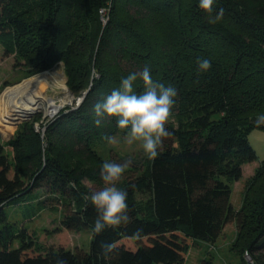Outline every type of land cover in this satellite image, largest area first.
I'll return each mask as SVG.
<instances>
[{
  "label": "trees",
  "instance_id": "16d2710c",
  "mask_svg": "<svg viewBox=\"0 0 264 264\" xmlns=\"http://www.w3.org/2000/svg\"><path fill=\"white\" fill-rule=\"evenodd\" d=\"M198 5L113 0L104 24L108 0H0V39L13 46L5 55L15 51L17 62L30 65L28 76L62 63L76 101L88 92L80 107L51 124L46 154L32 125L7 145L0 137V264H185L191 248L214 245L230 224L254 264H264V160L248 182L243 207L235 211L231 203L232 182L258 160L249 135L264 131L255 124L264 113V0H215L213 15L225 10L216 24ZM200 58L211 62L208 71L198 70ZM145 66L154 81L177 90L166 126L171 135L155 160L130 169L135 175L122 189L131 223L94 235L98 213L83 199L92 190L82 182L102 184V161L91 142L125 132L115 117L105 116L97 127L93 107ZM134 88L143 91L142 82ZM36 190L47 194L42 206L57 204L65 212L40 238L43 246L29 229L14 233L6 212ZM83 230L92 233L90 250L71 251L70 234ZM50 235L60 237L58 248L45 246ZM102 243L116 245L107 260Z\"/></svg>",
  "mask_w": 264,
  "mask_h": 264
},
{
  "label": "rangeland",
  "instance_id": "374dc122",
  "mask_svg": "<svg viewBox=\"0 0 264 264\" xmlns=\"http://www.w3.org/2000/svg\"><path fill=\"white\" fill-rule=\"evenodd\" d=\"M104 10L101 11V16L105 24L107 18L105 17V21L103 20ZM8 40V38L0 39V105L2 97L8 89L21 86L24 82H29L44 74L48 75L47 78L49 83V87L43 93L44 97L54 99L58 103L63 102L67 98H71L72 100L71 103L63 106L54 116H49L45 112H37L32 114L33 116H28L20 121H11V123L9 121L11 124L9 127L5 125L2 127L0 123V137L5 145L17 137L25 125H32L34 131L39 134L44 141V154H46L47 144L45 140L49 127L58 118L65 115V113L70 112L74 108H78L77 104L74 102L75 98L67 88V79L62 63L56 64L48 71L28 76L27 72L31 69L30 65L25 61L19 60L20 62H17L15 51L9 52L10 55H5L6 51L13 50L10 40ZM63 86L66 88L67 92L62 88ZM116 136H118L120 140L117 144H108L107 141L98 139L91 142V148L94 154L101 159L102 164L106 160L123 163L125 160L131 159L132 163L130 167L126 170L121 181L118 182L117 185L122 188L125 181H130L135 175L130 169L135 170L137 167H145L149 159L145 157L138 144L129 146L124 143L123 134H118ZM249 143L255 150L258 160L252 164L245 165L243 167V177L241 180L232 182L231 203L235 211H239L243 207L248 182L254 177L256 168H258L260 163L264 160V131L254 130L249 135ZM7 153H11L10 150H8ZM82 183L85 188L91 189L92 191L99 190L104 186L103 181L100 186L94 185L88 180H83ZM259 190L260 189L257 188V191L254 192L255 196L260 195ZM46 198L47 194L44 190H36L25 199H20L10 204L6 209L9 223L13 227L14 233L19 232L21 229H29L35 233L37 239L42 243V246L44 242H42L40 238L45 233H51L57 228L65 215L60 205L56 204V208L54 209L42 206L41 202ZM140 203H142L144 207L148 204V202L144 201ZM69 237L70 241L68 246L71 251H76L77 249L84 251L90 250L92 241L91 231L83 230L78 233H72ZM59 242H61V239L58 235L56 237L50 235L45 242V246L58 248ZM238 242L237 227L235 224H230L225 228L222 236L214 245L200 242L191 248L185 264H201L204 260H212V264H254L253 259L250 257L247 250L244 249V242ZM18 246L19 243L15 242L14 247L17 248Z\"/></svg>",
  "mask_w": 264,
  "mask_h": 264
},
{
  "label": "clouds",
  "instance_id": "9594fccd",
  "mask_svg": "<svg viewBox=\"0 0 264 264\" xmlns=\"http://www.w3.org/2000/svg\"><path fill=\"white\" fill-rule=\"evenodd\" d=\"M214 2L215 0H199L198 5L208 14V22L211 24L221 21L225 12L220 8L213 15ZM197 64L200 72H206L211 68V62L207 58L198 59ZM137 80L143 85V91L139 93L134 88ZM176 96L177 90L174 86H165L154 81L149 67L145 66L140 72L128 74L121 80L119 88L94 105V124L100 127L105 116L115 117L118 129L125 132L124 143L129 146L138 144L147 159L155 160L164 139L171 135L166 125L173 115ZM255 124L258 127L264 125V113L256 115ZM104 139L113 145L120 142L118 136H105ZM131 163V159L123 163L104 161L100 168L104 186L90 194H83V199L89 201L98 213L91 228L94 235L101 234L106 228L131 223L128 193L117 186ZM71 187L76 188V185L72 184ZM141 233L142 229L138 228L133 235L139 238ZM115 250L114 243L101 244V255L106 260ZM56 264H66V261L57 259Z\"/></svg>",
  "mask_w": 264,
  "mask_h": 264
},
{
  "label": "bare ground",
  "instance_id": "6f19581e",
  "mask_svg": "<svg viewBox=\"0 0 264 264\" xmlns=\"http://www.w3.org/2000/svg\"><path fill=\"white\" fill-rule=\"evenodd\" d=\"M47 77V74L41 75L29 82H24L21 86L8 89L4 93L0 105L2 127L4 125L9 127L11 121H20L37 112H45L49 116H54L63 106L72 102L71 98L58 103L54 99L44 97L43 93L49 87ZM62 88L67 92L64 86Z\"/></svg>",
  "mask_w": 264,
  "mask_h": 264
},
{
  "label": "water",
  "instance_id": "95a60500",
  "mask_svg": "<svg viewBox=\"0 0 264 264\" xmlns=\"http://www.w3.org/2000/svg\"><path fill=\"white\" fill-rule=\"evenodd\" d=\"M87 95H88V92H86V93H85L80 99H78L77 101L74 99V102L77 104V107H80V106L83 104V102L85 101ZM31 116H33V115H31ZM30 118H32V117H30Z\"/></svg>",
  "mask_w": 264,
  "mask_h": 264
},
{
  "label": "built area",
  "instance_id": "2783aa9c",
  "mask_svg": "<svg viewBox=\"0 0 264 264\" xmlns=\"http://www.w3.org/2000/svg\"><path fill=\"white\" fill-rule=\"evenodd\" d=\"M112 2H113V0H108L109 8H108L107 10H104V11H103V20H104V21H105V17L108 19V13H109V9H110V7H111V5H112ZM106 13H107V15H106ZM107 19H106L105 23H107ZM248 257H249V256H248Z\"/></svg>",
  "mask_w": 264,
  "mask_h": 264
}]
</instances>
